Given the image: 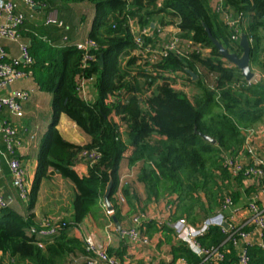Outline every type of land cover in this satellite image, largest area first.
<instances>
[{
	"label": "trees",
	"instance_id": "obj_1",
	"mask_svg": "<svg viewBox=\"0 0 264 264\" xmlns=\"http://www.w3.org/2000/svg\"><path fill=\"white\" fill-rule=\"evenodd\" d=\"M60 1L93 4L94 25L89 38L97 44L92 51L96 59L84 65L83 52L74 43L59 48L29 43L34 62L28 69L42 88L53 93L55 112L64 113L89 141L79 145L64 139L53 121L40 148L29 196L34 199L41 178L48 176L51 168L72 189L71 221L59 219L66 226L51 240H42L40 247L30 234V228L40 222L10 207L0 210V250L9 254L7 264H58L69 254L83 252L82 242L68 237L66 230L88 214L98 213L110 179L109 199L120 219L115 194L120 186L119 169L125 161L129 166L140 162L137 180L149 199L176 195L174 218L186 216L193 222L197 209L204 215L210 213L219 205L223 187L231 186L223 152L239 149L242 129L264 124V0H222L234 14L242 13L240 30L250 44V67L261 75L254 83L247 82L235 65L218 54L208 36L207 28L230 52L242 51L208 0ZM129 18L135 23V34L147 30L143 35L146 44L160 42L164 38L161 31L173 25L180 36L210 51L203 55L192 50L185 56L172 52L154 63L138 62L139 57L132 55L122 71L119 58L134 47ZM101 56L102 65L98 62ZM188 69L196 74L195 79ZM93 76L97 97L85 99L77 89L79 80ZM185 85H195L199 91L189 96ZM83 149H95L100 157L85 175H79L73 166ZM120 190L127 198L128 184L123 183ZM228 192L236 199L235 191ZM163 229L172 231L168 225ZM225 238L219 227H211L198 241L204 247L227 250L218 264H236V251ZM170 246L174 259L184 257L188 264L203 260L183 244ZM246 250L250 264H264L263 247L250 244Z\"/></svg>",
	"mask_w": 264,
	"mask_h": 264
},
{
	"label": "built area",
	"instance_id": "obj_2",
	"mask_svg": "<svg viewBox=\"0 0 264 264\" xmlns=\"http://www.w3.org/2000/svg\"><path fill=\"white\" fill-rule=\"evenodd\" d=\"M28 8L45 7V0H21ZM215 9L221 13L224 23L231 29V40L233 42L240 40L241 30L240 24L243 19L242 13L234 14L229 8H225L222 0H215ZM0 13L5 17V22L0 23V39L15 42L19 47V54L11 56L0 43V90L9 89L5 94H0V116L4 110H8L10 115L21 118L24 114L22 103L25 102L30 93L24 89L11 88L17 81L31 76L28 67L33 63V57L30 54L29 43L24 41L21 35V27L25 21V15L19 10L16 0H0ZM47 23L56 24L63 27L61 21L51 15L47 19ZM128 26L132 40L134 42L135 56L139 57L138 62L154 63L166 57L169 53H175L179 56H185L192 50H197L201 54H207L210 50L200 48L198 44H194L191 40H183L180 36L179 29L175 26V31L166 41H160L155 45L145 43L143 39V29L139 34H135L136 26L132 18L128 20ZM164 30V29H163ZM161 31V34L163 32ZM66 39V38H65ZM76 47L83 52L82 62L86 65L87 61L96 59L93 50L97 49L96 42L88 38L83 43H76ZM96 78L90 77L86 80L80 79L78 83V91L84 95L87 85L95 84ZM0 133L7 145L8 152L14 153L16 146L20 145V135L18 126L12 124L9 120L3 119L0 124ZM243 141L241 148L236 152L224 151L222 156L223 165L227 169L231 183L237 181L240 190L252 187L249 197L246 199L245 206H237L233 214L224 215L221 223L217 224L221 232L225 234V241L232 244L236 251V264H250L246 246L250 244H258L264 248V124L257 127H249L242 130ZM79 159L85 161L88 166L95 163L100 153L95 149H83L79 155ZM12 185L18 190L22 200H28L30 194V183L26 177V166L16 157L6 160ZM239 177L242 183H239ZM236 183V184H237ZM120 186L115 194L117 203H124L125 199L120 190ZM176 195L167 197L166 216L156 220L158 232H162L165 224L172 229V241L175 244H183L193 253L202 257L200 264H218L224 259L227 250L223 247L202 246L198 238L208 233L213 222L204 219L198 223L192 224L186 216L171 218L176 210ZM217 213L227 211L236 205L231 193L223 192L219 200ZM10 199L6 198L0 191V210L9 207ZM248 211V215L241 221L237 222L235 214L241 209ZM109 212V211H108ZM143 213H136L132 216L133 227L121 229V234L128 237L133 242L142 244L150 243V238L144 235L142 229ZM59 219L43 218L38 226L30 228V234L43 237H54L64 228L65 223L59 222ZM250 227L249 230L244 227ZM251 237L252 240H247ZM36 244L43 247V242L36 237ZM84 251L87 256L83 264H124L116 256L107 252L104 245L98 241L93 232L86 234L83 239ZM170 264H188L184 257H178Z\"/></svg>",
	"mask_w": 264,
	"mask_h": 264
},
{
	"label": "crops",
	"instance_id": "obj_3",
	"mask_svg": "<svg viewBox=\"0 0 264 264\" xmlns=\"http://www.w3.org/2000/svg\"><path fill=\"white\" fill-rule=\"evenodd\" d=\"M16 1L19 10L25 15V21L21 27V35L24 41L32 45L35 43H42L47 46L51 45L53 48H59L68 43H83L89 38V33L94 25L95 16V9L91 2L85 1L75 4H65L60 0H45L47 2L45 7L40 8L36 6L31 9L28 8L23 1ZM208 2L211 4L210 0H208ZM209 6L214 9L212 10L218 16L219 20L224 22L223 16L215 9V6L212 4ZM53 12L56 14L55 17L62 22L63 27L47 23L48 17L51 16ZM3 22H5V17L0 13V23ZM165 30L175 31L176 29L173 25L167 26L162 32L163 35ZM0 43L11 56H17L19 54L17 43L4 39H0ZM11 88L27 90L30 96L22 103L24 114L21 118L10 115L8 110H4L0 116V124L3 119H7L15 126H18L21 141L20 145L15 147L14 153L10 154L2 134L0 133V191L6 198L10 199L9 207L11 209L23 216L32 215L33 221L38 223L45 217L55 216V214H57L55 212L61 210L60 207L58 209H56V207H51L53 203L51 195L55 194V191L60 188L58 185L59 182L64 183L66 181L60 174L51 171L50 168L48 169V172H50L49 175L41 178L34 199L30 200L29 196L28 200H22L18 190L12 185L11 175L6 160L11 157H16L24 163L26 166L27 181L30 183V187H32L38 170L40 148L54 120H56V128L63 138L72 143L79 145L85 144L89 141V137L64 113L55 112L53 108V93L42 88L33 73L31 76L17 81ZM84 90V95L87 99L92 100L97 97V90L94 84L87 85ZM8 91V88L1 89L0 94H5ZM74 128H77L82 134L80 138H76L73 135L72 132ZM240 148L241 146L239 149ZM88 167V164L79 159V157L78 161L73 166L74 170L79 175H85L88 171ZM139 167L140 162L129 166L125 161L121 163L119 173L124 172L125 169L131 170L133 168H137L139 172ZM137 175L135 176V180L131 179L130 181L128 180V182H124V184H128L129 192L128 197H124L125 201L121 204L122 207L119 208L120 219L117 220L120 224V229L113 219L111 223L100 222L102 214V209L100 208L97 214L90 213L80 224L68 228L66 230L67 236L79 239L84 247L82 241L83 237L89 232H93L96 234L98 241L104 245L107 252L116 256L124 264H170L175 260L170 246L171 243H174L171 236L172 231L171 233H167V231L163 229L160 233L156 226V220L166 216V206L169 201H167V197H165L163 200L159 198L161 201L157 199L158 204L153 203L155 202L152 199L153 197L150 199L148 198L144 185L137 180ZM240 181L241 178L239 177V183ZM252 189V187L245 188V190L238 189L239 191H235L237 194L236 199H234L236 203L235 206L222 212V214L217 213L218 206H216L213 211L207 213L201 220L208 219L213 222V227H218L217 224L222 222L224 219L223 216L226 215V213L233 214V211L236 210L235 208L238 205L241 207L245 206L246 199L249 197V192L252 191ZM140 203L142 206H139ZM70 205L71 207L68 211L70 217L69 221H71L73 211L72 200ZM137 212L144 214L142 229L144 235L150 238V243L148 244L133 242L128 237L121 234V229L133 227L131 218ZM62 215L65 216L63 213ZM247 215L248 211L244 208L235 214V218L239 223ZM59 216H61V214ZM172 217L174 218L173 215ZM200 221L190 222L195 224ZM244 229L249 230L250 227L246 226ZM36 237L41 241L52 239V237L37 235ZM247 240L250 241L252 239L249 237ZM86 257L85 251H78L65 256L58 264H83ZM0 261H2L3 264L9 263L11 261L9 254L0 250ZM24 264L30 263L26 262Z\"/></svg>",
	"mask_w": 264,
	"mask_h": 264
},
{
	"label": "rangeland",
	"instance_id": "obj_4",
	"mask_svg": "<svg viewBox=\"0 0 264 264\" xmlns=\"http://www.w3.org/2000/svg\"><path fill=\"white\" fill-rule=\"evenodd\" d=\"M211 1V4L213 5V6H215V0H210ZM211 4H209V5H211ZM53 16H55L56 14H55V12H53V14H52ZM172 34V30H165V33H164V38L161 40V41H166L169 37H170V35ZM181 38L183 39V40H186L184 37H182L181 36ZM133 51H135L134 50V47L133 48H131V49H129L128 50V52L127 53H122V55L120 56V58H119V62H120V69L123 71L124 70V68H125V64H126V62H127V59L129 58V57H131L132 55H135V53H133ZM237 54L238 55H240L241 54V50H238L237 49ZM251 69H252V71L255 73V75H254V77L250 80V81H247V82H252V83H254V82H257L258 80H260V78H261V75H260V73L258 72V70L257 69H255L254 67H251ZM184 89H185V92H187V94L189 95V96H192L193 94H195V93H197L199 90H198V87H196L195 85H185V87H184ZM258 125H260V123H256V124H254L253 125V127H257ZM243 130V129H242ZM73 135L77 138H80V136L82 135L80 132H79V130H77V128L75 129L74 128V130H73ZM137 173H138V169L137 168H133V169H131V170H127V169H125L124 170V172H121L120 173V181H121V185H123V183L124 182H128V180L130 181L131 179H134L135 180V176L137 175ZM231 181V180H230ZM59 182V181H58ZM222 181H220V183H221ZM229 182V181H228ZM227 181H224V183L225 184H227L228 183ZM235 182L237 183V181L235 180ZM130 183V182H129ZM236 183H230V187L229 188H224L223 187V192H228V190H230V191H239L240 189H239V185H238V183L236 184ZM240 183H242V185H243V182H242V180L240 181ZM58 185L60 186V188L59 189H57L56 191H55V194H53V195H51V198H53V203H52V206L51 207H56V209H58L59 207H60V209L61 210H59L58 212H55V213H57V214H55V216H48V217H45V218H53V219H59V217H60V219H64V220H66V221H69L70 220V217H69V215H68V211H69V208L71 207V205H70V203H71V200H72V197H73V193H72V189H71V187H70V185L67 183V182H64V183H58ZM239 189V190H238ZM53 191H54V189H53ZM172 196H175V194H173ZM167 197V196H166ZM161 198V200H163V198H165V197H163V196H161L160 197ZM155 202H153V203H156V204H158V200L157 199H155V198H152ZM152 200V201H153ZM160 200V199H159ZM160 200V201H161ZM151 201V202H152ZM159 201V202H160ZM144 202V201H143ZM150 202V201H149ZM67 206V207H66ZM139 206H142V204L140 203V205ZM122 206H121V204H119L118 203V208H121ZM126 208V207H125ZM140 208H143V207H140ZM55 209V208H54ZM101 209H102V214H101V219H100V222L101 223H105V222H110L111 223V221H112V217L113 216H115L114 214H115V212L113 211V212H108L107 211V209L105 208V205H104V203L102 202L101 203ZM62 213L63 214H65V216L64 215H62ZM61 214V216H59ZM57 215V216H56ZM131 215V214H130ZM195 215H196V220L195 221H200L205 215H204V212L202 211V210H200V209H197L196 210V213H195ZM96 235V234H95Z\"/></svg>",
	"mask_w": 264,
	"mask_h": 264
},
{
	"label": "water",
	"instance_id": "obj_5",
	"mask_svg": "<svg viewBox=\"0 0 264 264\" xmlns=\"http://www.w3.org/2000/svg\"><path fill=\"white\" fill-rule=\"evenodd\" d=\"M206 30L208 32V36L210 37L211 41L213 42L214 46L217 49L218 54L221 55L229 63L235 65L240 70L243 78L246 81H250L254 77L255 73L252 71L250 67V62H249L250 44L246 34L241 33L240 35L239 45L242 49V52L240 55H238L234 52H230L220 41L215 39L208 28ZM98 62L100 65H102L103 62L102 56ZM187 71L192 75L193 79L196 78V74L194 72L190 71L189 69ZM201 135L205 140L215 143V140L209 137L208 135L205 134H201ZM111 187H112V180L110 179L103 194V203L105 205V208L109 212L114 211L113 204L109 199ZM112 219L117 223V226L120 229V224L118 223L116 216H113Z\"/></svg>",
	"mask_w": 264,
	"mask_h": 264
}]
</instances>
